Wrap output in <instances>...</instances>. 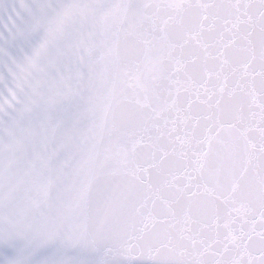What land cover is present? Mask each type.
Wrapping results in <instances>:
<instances>
[{
  "label": "snow or ice",
  "instance_id": "obj_1",
  "mask_svg": "<svg viewBox=\"0 0 264 264\" xmlns=\"http://www.w3.org/2000/svg\"><path fill=\"white\" fill-rule=\"evenodd\" d=\"M0 264H264V0H0Z\"/></svg>",
  "mask_w": 264,
  "mask_h": 264
}]
</instances>
